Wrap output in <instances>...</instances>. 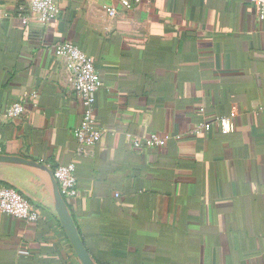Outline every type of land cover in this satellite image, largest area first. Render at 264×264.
Segmentation results:
<instances>
[{"label": "crops", "instance_id": "0c3cea01", "mask_svg": "<svg viewBox=\"0 0 264 264\" xmlns=\"http://www.w3.org/2000/svg\"><path fill=\"white\" fill-rule=\"evenodd\" d=\"M30 2L0 0V153L75 166L78 196L68 205L91 257L264 264V21L253 6L57 0L47 25L34 17L23 25L15 11ZM62 42L89 57L100 77L94 115L102 137L90 149L73 134L82 112L53 52ZM22 100L23 115L5 121ZM216 117L230 119L227 134L212 125ZM201 123L210 130L192 134ZM152 134L169 139L159 148L127 139ZM0 178L35 190L25 171L0 167ZM30 204L35 224L0 212V264H80L56 217Z\"/></svg>", "mask_w": 264, "mask_h": 264}, {"label": "built area", "instance_id": "2783aa9c", "mask_svg": "<svg viewBox=\"0 0 264 264\" xmlns=\"http://www.w3.org/2000/svg\"><path fill=\"white\" fill-rule=\"evenodd\" d=\"M57 0H31L28 6H21L15 11V17L23 25L28 24L34 17L40 25H47L57 14ZM125 9H131L140 0H117ZM254 8L258 21H264V0H246ZM110 17L116 15L113 8L105 9ZM6 15H0V24ZM54 55L65 61L70 74L72 89L81 106V120L74 129V137L81 149L95 147L102 132L95 119V93L101 85L100 77L96 72L92 60L87 57L77 46L70 42H62L54 45ZM36 93L26 94L24 98H35ZM25 100L13 103L4 114V120L12 122L25 112ZM264 109V108H261ZM202 112V109H200ZM230 119L216 117L212 122L222 134L229 131ZM211 125V126H212ZM210 130V124L201 123L192 131L194 135H200ZM127 139L134 148H159L163 147L168 136L149 135L145 139H139L127 135ZM53 176L57 181L59 191L65 200L70 202L77 198L78 188L73 164L54 167ZM0 212L12 216L25 224H35L39 221V213L30 202L12 187H0Z\"/></svg>", "mask_w": 264, "mask_h": 264}, {"label": "water", "instance_id": "95a60500", "mask_svg": "<svg viewBox=\"0 0 264 264\" xmlns=\"http://www.w3.org/2000/svg\"><path fill=\"white\" fill-rule=\"evenodd\" d=\"M0 167L16 168L28 173L32 177V182L35 186V190L32 193L1 178L0 182L11 186L32 204L40 205V207L56 217L80 264H99L86 250L69 205L63 199L57 181L53 176V170L50 167L25 153L18 155L0 153ZM40 194L46 197V201H42L39 198L38 195Z\"/></svg>", "mask_w": 264, "mask_h": 264}, {"label": "trees", "instance_id": "16d2710c", "mask_svg": "<svg viewBox=\"0 0 264 264\" xmlns=\"http://www.w3.org/2000/svg\"><path fill=\"white\" fill-rule=\"evenodd\" d=\"M2 186H6V187H9L8 185H6V184H2Z\"/></svg>", "mask_w": 264, "mask_h": 264}]
</instances>
